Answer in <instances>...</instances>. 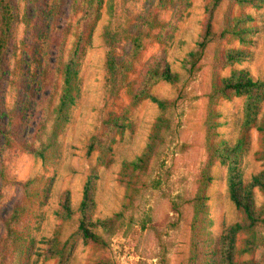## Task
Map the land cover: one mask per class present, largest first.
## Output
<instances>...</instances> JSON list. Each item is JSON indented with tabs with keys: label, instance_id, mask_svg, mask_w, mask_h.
I'll use <instances>...</instances> for the list:
<instances>
[{
	"label": "rangeland",
	"instance_id": "374dc122",
	"mask_svg": "<svg viewBox=\"0 0 264 264\" xmlns=\"http://www.w3.org/2000/svg\"><path fill=\"white\" fill-rule=\"evenodd\" d=\"M13 2L17 19L6 52V78L1 85L0 236L3 219L14 206L30 202L28 213L18 225L20 249L24 251L20 254L21 261L24 264L28 258V264H55L56 259H43L38 252L58 230L62 231L63 239L76 230V216L63 223L56 214L61 196L69 190L73 208L77 209L90 170L97 167L100 178L96 215L106 217L122 211V223L108 238L104 249L79 239L70 264H94L101 258H108L113 264H189L193 198L198 191L200 172L207 163L209 94L215 83L233 69L246 68L264 81V5H240L233 0L220 3L213 15L214 29L221 31L233 17L248 14L252 18L246 23L252 30L249 42L229 38L222 43H210L195 75H188L181 61L204 31L209 16L207 7L212 0H189L181 7L171 3L156 9L162 25L153 33L164 31L166 36L159 40L152 36L145 42L126 84L114 94L107 57L112 52L117 58H124L130 43L125 38H114L108 44L106 34L139 30L142 20L155 10V0H102L96 15L86 21H83L84 6L75 0ZM80 35L79 97L59 137L57 153L45 163L19 147L15 140L33 137L47 116L50 130V118L62 85L55 61L61 55L69 57ZM230 47L248 49L250 55L243 62L217 67L216 56ZM162 52L173 69L182 73L179 82L160 81L152 88L158 97L172 101L169 108L162 111L149 99L133 105L131 91L140 87L147 64ZM244 99L235 96L218 100L215 106L220 113L218 138L238 136ZM111 112L126 113L130 126L117 136L109 162L99 164L96 151L88 154V143L93 135L102 132L103 119ZM260 112H264V100ZM161 115L169 119L164 143L143 173L138 191L130 195L118 180L120 169L124 162L144 150ZM263 150L259 132L251 129L250 146L242 163L246 180L264 171ZM211 173L214 179L207 193L209 217L213 219L215 235H220L243 215L229 198L226 167L217 161L211 166ZM28 179L35 182L29 199L19 184ZM255 196L264 211V193L256 188ZM245 237L246 233L239 236V249L245 246ZM252 247L238 258L264 264V224L256 228ZM17 253L18 248L11 246L8 260L12 261Z\"/></svg>",
	"mask_w": 264,
	"mask_h": 264
},
{
	"label": "trees",
	"instance_id": "16d2710c",
	"mask_svg": "<svg viewBox=\"0 0 264 264\" xmlns=\"http://www.w3.org/2000/svg\"><path fill=\"white\" fill-rule=\"evenodd\" d=\"M84 6L83 21L96 15L102 0H75ZM223 0H212L208 5V20L204 31L196 42L195 47L182 59L181 67L188 75H195L201 68V60L207 46L212 42L222 43L229 38L240 40L241 43L249 42L251 28L246 26L252 18L248 14L233 17L229 24L221 31H216L213 26V15L216 8ZM240 5L263 6L264 0H233ZM189 0H155V10L150 11L142 20L139 30L123 29L119 32L106 34L108 44L114 38H125L130 43V48L124 58H117L112 52L107 57V68L111 76V90L116 94L127 81L128 74L134 69L135 61L141 54L145 42L153 36L160 39L166 33L154 34L153 30L161 26L156 9H163L171 3L179 7L187 5ZM17 16L13 0H0V134L2 116L1 85L6 78V52L11 41V31ZM111 36V37H110ZM112 38V39H111ZM82 36L68 58L62 55L56 59V68L61 75V93L59 100L52 112L51 128L48 129V116L39 126L36 134L26 140H15L19 147L32 152L36 157L48 162L59 149V137L71 117V111L79 97V51ZM250 55L248 49L230 47L222 50L215 58L217 67H225L245 61ZM182 73L171 66L164 52L157 54L147 64L142 83L137 90L131 91V103L139 104L149 99L156 103L162 111H166L171 100L160 98L152 92V88L160 81L177 83L181 80ZM244 96L243 118L239 134L235 139L218 138L217 128L220 113L215 106L221 98ZM210 105L206 120L207 134V163L200 172L198 191L193 198L194 217L192 222L191 251L189 264H254L251 260H240L241 252L250 251L255 242V231L264 224V211L257 205L255 189L264 193V171L255 174L246 180L243 171V157L250 146V131L255 128L264 145V112L261 114V104L264 100V81L255 78L246 68L233 69L228 76L220 78L209 94ZM130 126L126 113H109L103 119L102 132L93 135L88 143V154L98 153V163L107 164L114 150L117 136L124 133ZM169 126V119L165 115L157 117L150 132L144 150L133 160L123 163L118 180L127 187L130 195L138 191L139 183L158 148L164 143L165 131ZM264 158V150L261 151ZM220 162L227 169V191L230 200L243 217L240 221L230 224L220 235H215L213 219L209 217L208 188L213 182L211 166ZM1 175V171H0ZM100 178L97 167L90 170L83 188V194L77 209L73 208L72 196L65 190L61 196L60 208L56 214L58 218L67 223L76 216V230L62 238V231L48 237L39 257L43 259H56L55 264H70L73 250L79 239L91 243L97 248L104 249L108 246V238L116 233L122 223L123 212H116L111 216L98 217L97 189ZM28 199L33 193L34 180L28 179L19 182ZM1 185H0V198ZM30 209V202L14 206L8 217L3 219L4 230L0 236V264H23L20 254L22 247L21 231L18 229L21 219ZM246 233L243 239L245 246L238 247L239 236ZM11 246L18 248L12 261H9L8 250ZM45 257V258H44ZM9 259V260H8ZM29 260L24 264H28ZM94 264H113L108 258H101Z\"/></svg>",
	"mask_w": 264,
	"mask_h": 264
}]
</instances>
